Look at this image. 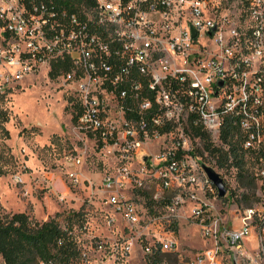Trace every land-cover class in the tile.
<instances>
[{
  "label": "built area",
  "instance_id": "obj_1",
  "mask_svg": "<svg viewBox=\"0 0 264 264\" xmlns=\"http://www.w3.org/2000/svg\"><path fill=\"white\" fill-rule=\"evenodd\" d=\"M54 64L74 82L78 126L119 155L98 186L110 235L78 264L128 258L137 243L180 264H264V0H0V91ZM199 125L217 145L229 128L262 188L229 221L208 199ZM65 161L84 183L82 156ZM181 218L205 247L184 254Z\"/></svg>",
  "mask_w": 264,
  "mask_h": 264
},
{
  "label": "rangeland",
  "instance_id": "obj_2",
  "mask_svg": "<svg viewBox=\"0 0 264 264\" xmlns=\"http://www.w3.org/2000/svg\"><path fill=\"white\" fill-rule=\"evenodd\" d=\"M50 71L43 68L0 91V213L26 211L38 221L60 214L66 224L64 216L80 211L85 219H73V226L83 252L94 236L110 235L98 186L105 172L118 168L119 155L115 145H103L78 126L72 106L74 82H66L61 74L51 77ZM70 154L83 158L79 168L85 181L78 186L70 183L68 173L74 167L65 161ZM201 158L226 182L225 196H219L216 188L208 199L228 221L261 201L262 188L256 178L252 184L248 160L242 162V170L229 161L220 166L218 156L208 151ZM118 228L115 236L127 234L123 222ZM178 238L186 255L205 247L199 226L185 218L178 226ZM118 256L115 261L107 259L106 264H148L140 243L128 258ZM88 264H94L93 258Z\"/></svg>",
  "mask_w": 264,
  "mask_h": 264
},
{
  "label": "trees",
  "instance_id": "obj_3",
  "mask_svg": "<svg viewBox=\"0 0 264 264\" xmlns=\"http://www.w3.org/2000/svg\"><path fill=\"white\" fill-rule=\"evenodd\" d=\"M62 67L69 69L70 66L64 63ZM63 68L54 64L50 76L57 77ZM73 110L76 120L78 105ZM194 133L203 142L200 155L208 151L213 156H218L220 166L229 161L230 165L244 170L243 156L239 155L236 142L229 140V128L223 132L222 145L215 144L211 134L202 125L195 126ZM251 175V182L255 184V176L253 173ZM58 215L38 221L26 211L0 213V256L3 259L0 264H78L81 249L76 239L73 219L83 222L85 216L80 211L69 213L64 216L67 223L63 224ZM83 225L81 224L82 227ZM147 261L148 264H179V257L176 252L155 251L147 256Z\"/></svg>",
  "mask_w": 264,
  "mask_h": 264
},
{
  "label": "water",
  "instance_id": "obj_4",
  "mask_svg": "<svg viewBox=\"0 0 264 264\" xmlns=\"http://www.w3.org/2000/svg\"><path fill=\"white\" fill-rule=\"evenodd\" d=\"M209 178L213 181L218 189L219 196H225L227 194V185L221 174L211 165H203Z\"/></svg>",
  "mask_w": 264,
  "mask_h": 264
}]
</instances>
